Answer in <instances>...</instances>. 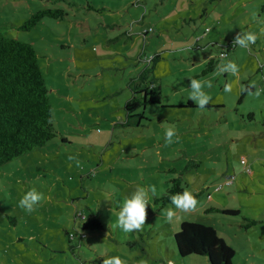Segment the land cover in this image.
<instances>
[{"label": "rangeland", "instance_id": "1", "mask_svg": "<svg viewBox=\"0 0 264 264\" xmlns=\"http://www.w3.org/2000/svg\"><path fill=\"white\" fill-rule=\"evenodd\" d=\"M263 5L264 0H0V32L35 48L55 134L0 165V264H103L117 256L125 264H209L204 256H179L173 233L183 220L212 226L234 250L233 264H264ZM42 9L61 14L24 29ZM247 32L257 35L254 44L235 45L219 56ZM209 58L214 69L203 74ZM229 61L237 75L227 69ZM149 79L160 86V103L140 106L128 117L124 105L131 88ZM192 79L211 97L203 109L196 102L201 97L190 99ZM245 82L256 87L238 102ZM229 83L232 91L225 92ZM169 127L175 134L166 144ZM174 178L196 197L195 211L157 200ZM150 185L156 195L149 191L142 229L124 232L117 223L124 199ZM33 188L41 199L28 213L19 201ZM169 208L175 212L171 221ZM88 218L101 227L82 228Z\"/></svg>", "mask_w": 264, "mask_h": 264}, {"label": "trees", "instance_id": "2", "mask_svg": "<svg viewBox=\"0 0 264 264\" xmlns=\"http://www.w3.org/2000/svg\"><path fill=\"white\" fill-rule=\"evenodd\" d=\"M56 14L61 12L38 10L27 19L23 28L28 30L42 17H57ZM234 47L235 45L228 44L224 46V50L228 53ZM213 69L214 59L209 58L202 73ZM140 77L142 78V74ZM143 81L145 82L144 78ZM248 86L245 82L244 88ZM137 87L136 85L131 88L132 96L124 105L128 117L140 106L161 101V89L154 79H149L143 87ZM245 93L247 92L241 90L238 102ZM139 117L143 115L140 113ZM54 136L52 107L35 48L28 42L0 32V165L45 145ZM177 193L183 194L180 178L171 179L166 194L157 200L166 205L171 203L170 196ZM213 210L229 215L239 213L231 208H210L206 211ZM249 223L254 224L256 221L249 220ZM87 227H101V224L95 218H88L82 222V228ZM66 234L69 236L71 233L66 230ZM79 235L84 234L79 232ZM173 239L181 257L196 254L206 257L209 264H233L234 250L210 225L183 220L179 229L173 233ZM96 262L100 264L102 259H97Z\"/></svg>", "mask_w": 264, "mask_h": 264}, {"label": "clouds", "instance_id": "3", "mask_svg": "<svg viewBox=\"0 0 264 264\" xmlns=\"http://www.w3.org/2000/svg\"><path fill=\"white\" fill-rule=\"evenodd\" d=\"M260 35L264 36V28L260 29ZM257 38L258 37L256 34L252 32H247L243 38H241L240 35L237 34L236 38L232 41V43L233 45H239L241 47L247 48L250 44H254ZM227 69H231L232 75L238 74V67L235 62L229 61L227 63ZM227 69H222L220 72L223 73V71H226ZM206 83L208 88L212 87L210 81ZM235 83H238V80ZM202 84L203 83L201 81H198L196 79L190 80V88L192 90L190 93V99L196 100L197 96L201 97L199 100H196L200 109H203L204 106L211 99L209 95L205 94L200 90ZM255 87V82H252L247 88H244L242 90L246 91L248 95H253L251 89ZM232 88L233 83H229L225 85L224 91L231 92ZM260 92L261 89L257 88L256 92L254 93L255 97H259ZM174 134L175 133L173 131V127H169L166 131V144L172 143V137ZM69 159L71 160L73 158L69 157ZM77 164H79L78 161ZM149 191L152 195H156V187L154 185H150L147 189L138 186L136 194L133 195L131 199H124L117 218L118 226H120L124 230V232H131L133 229H142V225L145 223L146 220V205H148L150 199ZM40 199L41 195L36 192L35 188H33L31 191L27 192V194H25L23 198L19 201V206L25 209L28 213H31L35 210L33 205L36 203V201ZM170 200L171 203L174 204L177 209H180L185 212L195 211L196 206L198 204L196 197H194L189 190H185L183 194L177 193L175 195H171ZM174 215L175 212L171 208H169L167 211L166 219L168 221H171ZM103 264H125V262H122L121 259L117 256L105 259L103 261ZM141 264H146V262L141 261Z\"/></svg>", "mask_w": 264, "mask_h": 264}, {"label": "crops", "instance_id": "4", "mask_svg": "<svg viewBox=\"0 0 264 264\" xmlns=\"http://www.w3.org/2000/svg\"><path fill=\"white\" fill-rule=\"evenodd\" d=\"M262 7H264V5L262 6ZM262 10V12L264 13V8L263 9H261ZM260 17H262L261 16V14H258V19L257 20H262V18H260ZM255 56H257V55H255ZM262 67H263V65H262ZM262 67H260V68H262ZM254 89V88H253ZM67 230V229H66ZM68 231V230H67ZM169 263H173V264H175V262L173 261V260H171V259H169Z\"/></svg>", "mask_w": 264, "mask_h": 264}, {"label": "built area", "instance_id": "5", "mask_svg": "<svg viewBox=\"0 0 264 264\" xmlns=\"http://www.w3.org/2000/svg\"><path fill=\"white\" fill-rule=\"evenodd\" d=\"M204 34H205V32L203 33V35L200 36V38L203 37ZM230 45L234 46L233 43H231ZM226 54H227L226 50H223L222 52H220L219 56L223 57V56H226ZM82 236H84V235H82ZM170 264H173V263H170Z\"/></svg>", "mask_w": 264, "mask_h": 264}]
</instances>
